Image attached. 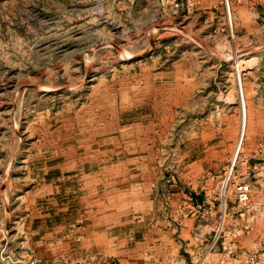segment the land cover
Masks as SVG:
<instances>
[{
  "label": "rangeland",
  "instance_id": "obj_1",
  "mask_svg": "<svg viewBox=\"0 0 264 264\" xmlns=\"http://www.w3.org/2000/svg\"><path fill=\"white\" fill-rule=\"evenodd\" d=\"M233 163L230 213L239 182L264 200V0H0V264H163L133 242L214 224Z\"/></svg>",
  "mask_w": 264,
  "mask_h": 264
},
{
  "label": "crops",
  "instance_id": "obj_2",
  "mask_svg": "<svg viewBox=\"0 0 264 264\" xmlns=\"http://www.w3.org/2000/svg\"><path fill=\"white\" fill-rule=\"evenodd\" d=\"M104 119L106 118L105 116H103ZM110 119L111 120H118L116 119V117L111 116L105 119L106 122L104 121L105 125L106 124H110ZM124 120L119 121L120 124H122L121 126H118L117 130H116V124L115 121H112L111 123L113 125L108 126V127H102V124H104L103 122H101L99 124V120L94 119V121L92 123H89L87 121H85L86 127H91L92 131L89 133V136L87 137V141H86V146L87 150L90 149L91 152L93 150L96 149V147L98 146V142L99 139L104 138L105 137H109L110 139L114 138V139H127L129 138L130 140L133 137H136L135 134L136 132V125L137 124H142V120L138 119L137 117H128V118H123ZM126 122V123H125ZM90 124V125H89ZM242 125H243V120H242ZM138 132H140L138 130ZM245 137H244V133H243V126L241 127V135L236 147V150L234 152V156L233 159H236L242 149H243V143H244ZM214 146H218L220 150L219 155H218V159L214 158V160L218 161L219 163H222L224 161V159L226 157H228V152H227V144L225 142V140L218 138V141L215 142ZM104 151L106 153L107 156H109V153H112V149H110L109 147H103ZM132 152V151H130ZM211 152V151H210ZM239 152V155H238ZM214 154H218V151H215ZM94 156V155H93ZM212 159V157H211ZM212 162V160H211ZM93 165V164H92ZM99 168V167H98ZM131 165H127L126 167H120V176L115 177V180L110 179L109 185L110 186H114L115 187H119V191L121 187H125L126 185H130L128 186L129 189H125L126 191H123L122 193H120L118 191V195H122V194H129L130 192L132 193L133 187H131V175H125L124 173H131L132 169H131ZM196 170V169H195ZM96 170L92 169L91 172L92 174L95 172ZM113 171V169L111 170V172ZM197 172H202L205 173L204 175H206V173H208L209 176H211V170H198ZM91 174V175H92ZM110 178V177H109ZM211 181V179L207 180V182L209 183ZM130 183V184H128ZM221 183V180H220ZM219 183V185H220ZM253 182H252V197H253ZM205 187L208 189L210 187V185L208 186L207 184H204ZM220 186H218L219 188ZM255 200H258L262 203H264L263 199H257L254 198ZM206 201H209L208 199H206ZM211 202V201H210ZM216 202H218L217 197H216ZM212 206L215 204V202H211ZM217 218V217H216ZM193 220L196 221L195 219H189V223L188 225H191ZM216 220L214 221V224L209 223V226L206 225H198L194 224V229H189L186 225L182 228V230H180L179 234H177L176 236L174 235V233L172 234H162L161 238L159 240V238H155L152 240H146V241H139V242H133L132 247L129 249L131 251V253L133 251H138L140 257L139 258H147L149 257V253L153 254L155 253V251L152 249L154 245H156V253H157V258L156 260H162L164 261L163 264H197L199 263L200 260H202L205 256V264H219L218 262V256L219 253L218 251H214V252H210L207 253V248H208V244L210 242L211 239V235H212V231L214 228V225L216 223ZM254 229L252 232L248 233V234H244L240 237L239 239V247L244 248L246 250L249 251H253L258 249V247H260L262 245V243L264 242V214L261 215L260 217H258L255 222L253 223ZM209 232V233H208ZM208 233V234H207ZM178 237H181V240L178 239ZM177 240V241H175ZM156 242V243H155ZM154 244V245H153ZM181 244L185 245V250L187 252H189V257H190V263L187 262V258H180V256L178 255L180 253V248H181ZM149 250V251H148ZM153 251V252H152ZM203 252V254H202ZM130 252H128V254L125 256V258L127 256H129L131 254ZM201 257H199V255H201ZM199 257V260H196V258ZM146 258V259H147ZM136 259V256H131L130 258H128V261L134 262ZM141 261H145V259L141 260ZM122 264V262H121ZM139 264H143V263H139ZM162 264V263H161Z\"/></svg>",
  "mask_w": 264,
  "mask_h": 264
},
{
  "label": "built area",
  "instance_id": "obj_3",
  "mask_svg": "<svg viewBox=\"0 0 264 264\" xmlns=\"http://www.w3.org/2000/svg\"><path fill=\"white\" fill-rule=\"evenodd\" d=\"M228 5V0H225ZM198 0H186L188 9L193 8ZM175 10H179L184 3L175 2ZM236 161V160H235ZM234 163L226 169L220 185V197L227 196L231 185V176ZM237 205L236 211L230 213L226 199H220L219 215L214 225L207 253L218 251L219 264H264V242L258 249L249 251L239 247L242 235L253 231V223L264 214V203L252 197V186L248 182H239L234 185ZM206 256L197 264H205Z\"/></svg>",
  "mask_w": 264,
  "mask_h": 264
},
{
  "label": "bare ground",
  "instance_id": "obj_4",
  "mask_svg": "<svg viewBox=\"0 0 264 264\" xmlns=\"http://www.w3.org/2000/svg\"><path fill=\"white\" fill-rule=\"evenodd\" d=\"M130 57V56H129Z\"/></svg>",
  "mask_w": 264,
  "mask_h": 264
}]
</instances>
